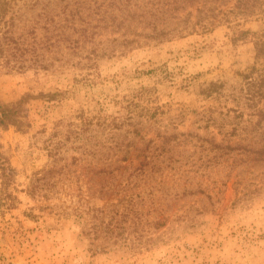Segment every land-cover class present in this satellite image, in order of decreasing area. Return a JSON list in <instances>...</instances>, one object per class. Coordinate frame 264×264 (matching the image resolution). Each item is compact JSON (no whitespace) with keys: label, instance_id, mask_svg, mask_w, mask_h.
Returning a JSON list of instances; mask_svg holds the SVG:
<instances>
[{"label":"rangeland","instance_id":"rangeland-1","mask_svg":"<svg viewBox=\"0 0 264 264\" xmlns=\"http://www.w3.org/2000/svg\"><path fill=\"white\" fill-rule=\"evenodd\" d=\"M242 26L262 32L264 16ZM233 34L221 24L93 68L0 67V104L31 94L29 125L0 129L14 173L3 199L0 170V264H264V59ZM131 203L137 217L109 230Z\"/></svg>","mask_w":264,"mask_h":264},{"label":"trees","instance_id":"trees-1","mask_svg":"<svg viewBox=\"0 0 264 264\" xmlns=\"http://www.w3.org/2000/svg\"><path fill=\"white\" fill-rule=\"evenodd\" d=\"M263 16L264 0H0V67L8 72L48 70L77 58L76 63L93 68L100 58L125 54L146 44L170 41L199 30H212L221 24L232 27L234 43L251 39L255 59L259 60L264 59V30L258 32L242 25ZM30 97L27 94L17 101L0 104V129L11 125L22 129L29 125L23 118ZM258 113L261 123L264 109ZM145 114L147 120L155 116L151 108ZM129 119L133 131L140 133L142 119L136 120L135 116ZM115 123L122 126L124 121ZM256 152L264 155V145L257 147ZM0 170L3 199H7L11 196L8 188L14 173L1 151ZM47 172L32 182L33 193L46 187ZM126 200H134L133 195L128 194ZM93 210L99 215L105 209ZM114 211L119 212L120 219L113 223L111 218L107 223L111 231L116 226H125L121 223L123 217L131 214L137 217L139 207L131 203L121 211L118 207ZM158 214L150 224L153 221L156 226L164 224ZM98 226L94 222L95 231H99ZM128 241L134 247H143L152 238L141 237L138 241L125 238L124 243Z\"/></svg>","mask_w":264,"mask_h":264}]
</instances>
